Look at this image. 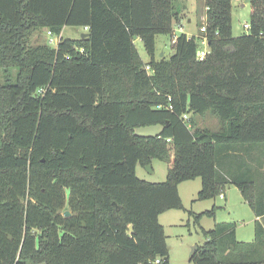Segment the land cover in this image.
Here are the masks:
<instances>
[{
	"label": "trees",
	"instance_id": "trees-1",
	"mask_svg": "<svg viewBox=\"0 0 264 264\" xmlns=\"http://www.w3.org/2000/svg\"><path fill=\"white\" fill-rule=\"evenodd\" d=\"M249 4L233 36L231 0H204L198 59L199 37L173 42L174 0H0V264H169L158 217L183 210L178 186L196 179L194 201L233 185L257 220L249 243L227 223L202 229L189 264H264V0ZM40 29L57 45L32 44ZM209 113L218 131L197 127ZM149 125L159 133H135ZM153 160L172 162L165 181L138 179Z\"/></svg>",
	"mask_w": 264,
	"mask_h": 264
},
{
	"label": "rangeland",
	"instance_id": "rangeland-1",
	"mask_svg": "<svg viewBox=\"0 0 264 264\" xmlns=\"http://www.w3.org/2000/svg\"><path fill=\"white\" fill-rule=\"evenodd\" d=\"M245 0H231V22L233 36H239L246 33L244 25L249 23L251 7ZM177 11L182 16V26L185 34L194 35L198 32L200 37L199 24L205 22V6L204 0H174ZM187 18L192 22L188 23ZM173 35L178 36L180 33L178 27L174 26ZM81 34L80 28L65 27L62 31L61 37L78 39ZM57 38L55 36H48L45 29H40L34 32L30 37L32 44H49V40ZM170 35H160L156 37V52L159 55L163 52L165 58H169L173 51L171 49ZM58 40V38H57ZM135 47L138 51L143 63H147L150 58L147 56L143 44L138 39L134 41ZM50 46H54L49 44ZM198 50L207 52V47L198 42ZM149 72V71H148ZM17 71L11 70L8 73L11 81L15 80ZM5 83V75L0 71V85ZM198 128H205L212 131H218L220 124L216 117L207 114L205 117H194ZM161 127L159 125L143 126L135 129V133L140 136H155L159 133ZM171 161L163 162L153 160L147 167L140 165L136 166V176L138 179L149 182L159 183L166 179L168 169L171 166ZM201 181L183 182L178 186V193L182 198L183 210H175L176 218L164 222V233L166 236V244L169 251V264H189V258L194 247H202L205 239L202 234L203 230L214 229L217 223H227L234 227L235 238L239 242L249 243L254 240V222L257 220L253 211L244 202L240 191L233 185L227 186L223 193L224 199L220 196L215 200L194 201L196 199L198 190H200ZM215 206L214 217H202L198 224L195 223L193 217L189 216V212L199 214L205 211H210ZM65 212L70 210L66 207ZM72 216V215H70Z\"/></svg>",
	"mask_w": 264,
	"mask_h": 264
},
{
	"label": "built area",
	"instance_id": "built-area-1",
	"mask_svg": "<svg viewBox=\"0 0 264 264\" xmlns=\"http://www.w3.org/2000/svg\"><path fill=\"white\" fill-rule=\"evenodd\" d=\"M243 27H244V29H246V30L249 29V25H248V24H245ZM85 30H87V28H85ZM178 31H179L180 33H185V32H184V28H183L182 25H181V26H178ZM200 31H201V32H204V31H205V30H204V27H202V28L200 29ZM47 34H48V36H51V34H50L49 32H48ZM186 36H187V39L189 40V39H191V37H192L193 35L190 36V35L186 34ZM176 37H177V36L174 35V37H173V42L175 41ZM199 38L201 39L200 43H201L202 45H205V46H206V40H205L203 37H199ZM57 43H58L57 38H53V39H50V40H49V44H52V45H54V46H56ZM205 55H206V52H205V51H198V52H197V57H198V59H203ZM145 69H146L147 71H149V67H148V66H146ZM220 199H223V195H220ZM155 264H159V260H157V261L155 262Z\"/></svg>",
	"mask_w": 264,
	"mask_h": 264
},
{
	"label": "crops",
	"instance_id": "crops-1",
	"mask_svg": "<svg viewBox=\"0 0 264 264\" xmlns=\"http://www.w3.org/2000/svg\"><path fill=\"white\" fill-rule=\"evenodd\" d=\"M187 22H188V23H191L192 20L187 18ZM179 25H182V24H179ZM198 31H199V30H198ZM197 35H199L198 32L195 34V36H197ZM193 36H194V35H193ZM136 40H138V39H136ZM136 40H135V41H136ZM161 53H163V52H160L159 55H160ZM163 54H164V53H163ZM194 181H196V180H194ZM194 181H191V182H194ZM188 182H189V181H188ZM198 191H199V190H198ZM179 196H180V194H179ZM224 198H225V197H224ZM224 198H223V199H224ZM181 201H182V198H181ZM173 211H175V210L165 212V213L161 214V215L158 217V221H159V223L163 226V229H164V222H165V221L168 222V220H171V219L177 217V214H175V212H173ZM256 219H257V218H256Z\"/></svg>",
	"mask_w": 264,
	"mask_h": 264
},
{
	"label": "water",
	"instance_id": "water-1",
	"mask_svg": "<svg viewBox=\"0 0 264 264\" xmlns=\"http://www.w3.org/2000/svg\"><path fill=\"white\" fill-rule=\"evenodd\" d=\"M244 2L245 3H250V0H245ZM85 36H87V34H81V38H83ZM159 57L162 58L163 57V53H161L159 55ZM146 167H147V169H150L149 165L146 166ZM63 216L69 217L70 216V213L68 211H66V212H64ZM132 231H133L132 226H129V232L132 233ZM196 249H197V247H194L192 251H195Z\"/></svg>",
	"mask_w": 264,
	"mask_h": 264
}]
</instances>
